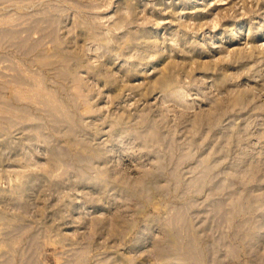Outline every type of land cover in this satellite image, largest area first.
I'll list each match as a JSON object with an SVG mask.
<instances>
[{"label": "rangeland", "instance_id": "1", "mask_svg": "<svg viewBox=\"0 0 264 264\" xmlns=\"http://www.w3.org/2000/svg\"><path fill=\"white\" fill-rule=\"evenodd\" d=\"M0 264H264V0H0Z\"/></svg>", "mask_w": 264, "mask_h": 264}, {"label": "bare ground", "instance_id": "2", "mask_svg": "<svg viewBox=\"0 0 264 264\" xmlns=\"http://www.w3.org/2000/svg\"><path fill=\"white\" fill-rule=\"evenodd\" d=\"M44 13H45V12H44ZM52 17H53V16H51L50 19L48 18V19H49V22H50V20L52 19ZM43 18H44V17H43ZM45 19H47V18H45ZM49 22H48V23H49ZM46 24H47V23H46ZM55 25H56V24H55ZM55 25H54V28H55ZM40 26H41V25H40ZM42 26H43V25H42ZM33 27H34V26H33ZM54 28H53V29H54ZM38 29H39V28H38ZM40 29H43V27H41ZM40 29H39V30H40ZM51 29H52V28H51ZM53 29H52V30H53ZM52 30H51V31H52ZM43 35H45V33H44ZM40 39H42V37H40ZM40 39H39V42H40ZM46 41H48V40H46ZM36 42H38V41H36ZM34 43H35V42H34ZM44 43H45V42H44ZM37 46H38V43H37ZM70 74H71V73H70ZM74 76H75V74H74ZM74 76H73L72 78H74ZM42 77H44V75H43ZM75 77H76V76H75ZM61 78H62V76H61ZM65 79H66V78H65ZM42 81H43V79H42ZM54 92H55V91H54ZM51 95H52V94H51ZM52 97L55 98L54 96H52ZM48 105H49V104H48ZM51 106H52V105H51ZM51 108H52V107H51ZM47 109H48V108H47ZM69 117H71V113H70V116H69ZM154 135H155V134H154ZM150 137H151V136H150ZM150 137H149V138H150ZM150 139H151V138H150ZM155 139H156V138H155ZM181 211H183V210H181ZM184 213H185V212H184ZM180 214H181V212H180ZM178 215H179V214H178ZM178 215H177V216H178ZM220 216H222V215L220 214ZM171 219H172V217H171ZM167 220H168V219H167ZM172 220H173V219H172ZM172 220H171V221H172ZM182 220H184V218H183ZM182 220H181V222H182ZM189 222L191 223V221H189ZM189 222H188V225H189ZM172 223H173V222H172ZM180 226H181V224H180ZM177 229H178V228H177ZM190 229H191V228H190ZM187 231H188V230H187ZM176 232H177V230H176ZM177 233L180 234V233H179V230H178ZM177 233H176V234H177ZM191 233H193V231H192ZM190 235H191V234H190ZM179 236H180V235H179ZM194 238L196 239V237H194ZM175 239H177V240L179 241V239H178L177 237H175ZM186 239H187V238H186ZM188 239L191 240V237L188 238ZM188 239H187V240H188ZM196 241H197V239H196ZM189 242H190V241H189ZM189 242H188V243H189ZM190 244H191V243H190ZM190 244H189V246H190ZM196 245H198V242H197ZM177 247H178V245H177ZM199 248H200V246H199ZM172 249H174V248H172ZM185 251H186V250H185ZM199 251H200V250H199ZM192 252H193V251H192ZM192 252H191V253H192ZM178 259H179V258H178ZM194 259H196V257H195ZM193 262H195V261L193 260ZM201 262H202V261H201Z\"/></svg>", "mask_w": 264, "mask_h": 264}]
</instances>
